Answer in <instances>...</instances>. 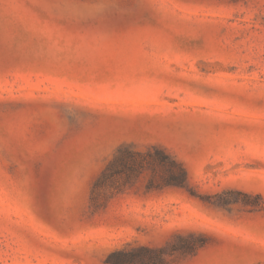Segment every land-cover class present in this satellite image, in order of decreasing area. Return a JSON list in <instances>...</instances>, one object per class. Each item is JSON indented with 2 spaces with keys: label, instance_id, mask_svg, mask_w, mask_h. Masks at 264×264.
Returning <instances> with one entry per match:
<instances>
[{
  "label": "rangeland",
  "instance_id": "rangeland-1",
  "mask_svg": "<svg viewBox=\"0 0 264 264\" xmlns=\"http://www.w3.org/2000/svg\"><path fill=\"white\" fill-rule=\"evenodd\" d=\"M0 264H264V0H0Z\"/></svg>",
  "mask_w": 264,
  "mask_h": 264
},
{
  "label": "trees",
  "instance_id": "trees-1",
  "mask_svg": "<svg viewBox=\"0 0 264 264\" xmlns=\"http://www.w3.org/2000/svg\"><path fill=\"white\" fill-rule=\"evenodd\" d=\"M153 162H158L166 173L164 186L184 187L187 181V172L184 166L165 150L156 148L154 151L146 153L129 148L119 150L114 161L106 168L103 179L111 183L109 186L114 187L113 181L117 177L126 176L124 183L126 186L130 183L129 180L132 176H138L150 168L154 171ZM104 184L107 185V183Z\"/></svg>",
  "mask_w": 264,
  "mask_h": 264
}]
</instances>
